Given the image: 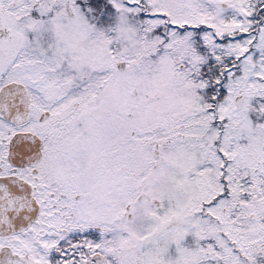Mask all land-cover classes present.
<instances>
[{
	"label": "snow or ice",
	"instance_id": "6c2138e0",
	"mask_svg": "<svg viewBox=\"0 0 264 264\" xmlns=\"http://www.w3.org/2000/svg\"><path fill=\"white\" fill-rule=\"evenodd\" d=\"M0 264H264V0H0Z\"/></svg>",
	"mask_w": 264,
	"mask_h": 264
}]
</instances>
